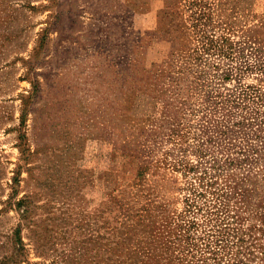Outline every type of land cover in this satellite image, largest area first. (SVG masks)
<instances>
[{
  "label": "rangeland",
  "instance_id": "obj_1",
  "mask_svg": "<svg viewBox=\"0 0 264 264\" xmlns=\"http://www.w3.org/2000/svg\"><path fill=\"white\" fill-rule=\"evenodd\" d=\"M0 264H264V0H0Z\"/></svg>",
  "mask_w": 264,
  "mask_h": 264
}]
</instances>
